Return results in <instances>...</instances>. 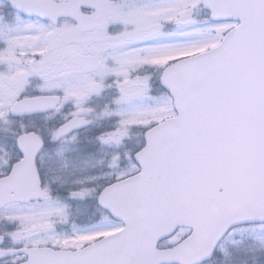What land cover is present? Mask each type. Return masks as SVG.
<instances>
[{
    "label": "snow or ice",
    "instance_id": "obj_1",
    "mask_svg": "<svg viewBox=\"0 0 264 264\" xmlns=\"http://www.w3.org/2000/svg\"><path fill=\"white\" fill-rule=\"evenodd\" d=\"M0 264H264V0H0Z\"/></svg>",
    "mask_w": 264,
    "mask_h": 264
}]
</instances>
